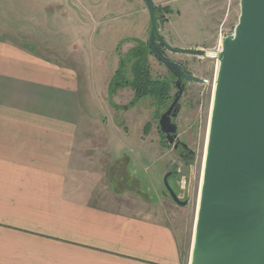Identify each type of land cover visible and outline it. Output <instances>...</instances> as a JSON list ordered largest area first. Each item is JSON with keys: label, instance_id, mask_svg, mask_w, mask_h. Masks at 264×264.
<instances>
[{"label": "crops", "instance_id": "obj_1", "mask_svg": "<svg viewBox=\"0 0 264 264\" xmlns=\"http://www.w3.org/2000/svg\"><path fill=\"white\" fill-rule=\"evenodd\" d=\"M176 1L153 0L171 10ZM77 2L97 33L123 36L113 50L148 42L145 0ZM170 16L158 24L164 37ZM80 89L69 65L0 38V264H188L176 228L142 207L150 199L111 187L125 180L99 154L114 145L95 130L108 118L85 112Z\"/></svg>", "mask_w": 264, "mask_h": 264}, {"label": "rangeland", "instance_id": "obj_2", "mask_svg": "<svg viewBox=\"0 0 264 264\" xmlns=\"http://www.w3.org/2000/svg\"><path fill=\"white\" fill-rule=\"evenodd\" d=\"M240 2L177 0L171 5L170 31L163 36L167 43L174 49L205 50L208 54V57H197L166 50V56L183 65L185 71L207 81L205 84L186 82L180 99L181 111L174 122L178 140L193 154L190 157L188 152L184 160L180 156L182 149L177 151L173 145L166 146L158 131V117L171 105L177 88L173 90L172 100L162 107L146 98L135 107L117 110L114 105L127 106L132 102L134 92L131 89L117 91L111 100L109 98L110 76L119 64V55H126L128 48L136 44L123 43L113 50L112 38H119V43L123 36L118 31L109 35L97 33L96 30L101 29H95V18L91 19L87 9L77 0H0V38L30 44L41 55L69 65L78 73L85 112L98 119L99 115L108 118L101 131L95 130L102 132V140L113 139L114 145L109 149L100 146L99 154L111 167L112 164L119 166L120 179L125 180L121 185L112 181L111 187L119 189V193L128 188L148 197L150 206L143 204L142 207L149 208V216L176 228L183 238L188 264H191L219 70L217 57L223 40L234 33L238 24ZM215 5L220 6L212 8ZM209 8L212 10L208 11ZM159 25H163L162 21ZM149 62L154 78L171 79L166 66L155 57H150ZM148 123L151 130L145 135ZM170 172L175 175L169 178V185L181 201H188L186 206L176 204L168 195L165 177ZM135 200L144 203L138 197Z\"/></svg>", "mask_w": 264, "mask_h": 264}, {"label": "water", "instance_id": "obj_3", "mask_svg": "<svg viewBox=\"0 0 264 264\" xmlns=\"http://www.w3.org/2000/svg\"><path fill=\"white\" fill-rule=\"evenodd\" d=\"M151 20L148 46L173 72L178 93L159 121L169 144L186 82L207 83L161 50L208 57L205 50L174 49L157 25V7L145 0ZM234 33L222 42L191 264H264V0H241ZM178 146V143L177 145ZM188 149L187 145H184ZM165 177L173 201H181Z\"/></svg>", "mask_w": 264, "mask_h": 264}, {"label": "trees", "instance_id": "obj_4", "mask_svg": "<svg viewBox=\"0 0 264 264\" xmlns=\"http://www.w3.org/2000/svg\"><path fill=\"white\" fill-rule=\"evenodd\" d=\"M170 14L171 9L169 7L157 8V23L161 21L162 23H166L167 19L164 17L165 15L167 16ZM152 56L153 53L148 46V42L141 41L136 42V46L130 49L126 55H119L120 60L118 68L113 74L108 86L109 98L111 100L117 91L125 89H131L134 92V98L127 106L114 105L117 110L124 111L129 107H135L136 104L146 98L153 99L157 106L161 107L168 104L172 100V93L174 88H176V77L172 71L168 70L171 79L154 78L151 74V65L149 62V59ZM129 74L131 77L128 76ZM150 127V123L145 126V135L147 131L151 130ZM163 141L166 146H169V144L164 140V136ZM192 155L193 154L189 153L190 157ZM184 160H186V157H184Z\"/></svg>", "mask_w": 264, "mask_h": 264}, {"label": "flooded vegetation", "instance_id": "obj_5", "mask_svg": "<svg viewBox=\"0 0 264 264\" xmlns=\"http://www.w3.org/2000/svg\"><path fill=\"white\" fill-rule=\"evenodd\" d=\"M161 33V32H160ZM160 48H161V50L164 52V54L166 55V49L163 47V46H160ZM176 81H177V79H176ZM176 86V85H175ZM173 101H174V99H173ZM173 101H172V103H173ZM172 103H171V105H172ZM170 105V106H171ZM170 106L167 108V110L163 113V114H165L167 111H168V109L170 108ZM162 114V115H163ZM162 115H160V117H159V120L158 121H160V118H161V116ZM177 119V118H176ZM175 119V120H176ZM175 120H173L172 122L174 123L175 122ZM175 124V123H174ZM158 131H160L159 133L162 135V136H164V140L166 141V143L168 142L167 141V136L161 131V129H160V126H159V128H158ZM177 143H178V146H176L177 145ZM168 144H169V142H168ZM170 145H173V148L174 149H176L177 151H179V150H181L182 152H181V158H183V157H187L188 156V152H189V150L188 149H185L184 148V144H182V143H180L179 142V140H178V137L177 138H175V141H174V143L173 144H170ZM190 154H192L191 152H189ZM173 174L175 173V172H172ZM175 175V174H174ZM178 182H179V180H178ZM168 195H169V193H168ZM170 196V195H169Z\"/></svg>", "mask_w": 264, "mask_h": 264}]
</instances>
